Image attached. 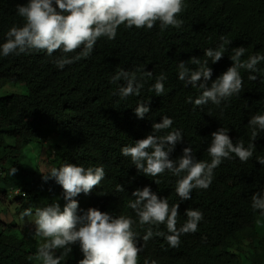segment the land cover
<instances>
[{
  "label": "clouds",
  "instance_id": "obj_1",
  "mask_svg": "<svg viewBox=\"0 0 264 264\" xmlns=\"http://www.w3.org/2000/svg\"><path fill=\"white\" fill-rule=\"evenodd\" d=\"M186 8L187 0H25L15 8L21 22L13 23L0 42V58L44 53L52 58L58 71H63L88 59L99 40L114 41L121 27L129 31H151L158 27L161 34L169 28L182 29L185 24L182 14ZM231 44L232 40L222 35L215 47L203 50V56H192L176 65L177 79L185 88L191 85L197 90V95L185 98L193 111L211 104L220 110L222 117L232 99L239 98L244 91L242 72L248 74L249 81L264 82V68L259 67L264 64V50L249 53L245 46L232 47L228 55L231 66L212 79L210 65L219 62ZM110 81L117 85L112 95L121 101L140 97L149 81H154L147 88L149 93L163 97L169 92L168 75L161 72L154 76L153 71L145 70L144 66L134 70L120 67ZM151 98L137 100L134 114L138 119H144L150 112ZM175 123L174 116H160V121H153L151 131L144 138L123 145L120 154L130 159L139 175L152 177L156 185L166 175L174 177L178 203H170L167 196L145 185L131 192L126 207L132 214L101 211L94 202L106 199L102 191L109 181L107 167L99 163L91 166L74 163L65 153L70 146L67 139L60 131L53 130L40 142L26 141L17 156L6 149L4 155L0 152L6 162L0 167V182H12L7 197L0 199V228L13 227L11 233L18 237L26 229L32 231L35 240L41 241L34 254L35 264H67L75 244L83 255L78 264H140V254L155 238H161L169 249H178L182 237L197 233L205 220L201 209L187 208L185 221L179 223L180 203L192 200L195 190H208L216 170L225 161L238 159L247 163L253 159L257 151L255 141L264 133V110L250 116L247 142L233 140L230 127L224 125L212 131L206 149L210 159H198L189 142L180 156L172 158L176 146L185 140L183 128L174 127ZM7 142L13 144L9 138ZM29 144H33L37 153H47L48 159L55 156L52 164L23 162L22 153ZM18 161L21 169L15 166ZM255 161L264 166V156H255ZM115 190L125 192V187L118 183ZM5 203L15 205L20 222L27 218L32 225L4 221L1 214L6 211L2 208ZM250 207L262 221H259L253 243L248 240L251 226L239 232L242 239L238 243L248 245L251 253L246 259L240 255L243 264L245 260L251 264L255 247L262 250L264 189L251 195ZM143 264L160 262L145 258Z\"/></svg>",
  "mask_w": 264,
  "mask_h": 264
},
{
  "label": "trees",
  "instance_id": "obj_2",
  "mask_svg": "<svg viewBox=\"0 0 264 264\" xmlns=\"http://www.w3.org/2000/svg\"><path fill=\"white\" fill-rule=\"evenodd\" d=\"M24 2L0 0V42L13 23L21 22L15 8ZM182 18L185 21L182 29L169 28L162 34L158 27L151 31L121 27L114 41L99 40L88 59L63 71H58L52 58L44 53L0 58V89L19 83L27 87L26 93L0 98V152L3 154L6 149L17 156L26 141L40 142L53 130L60 131L70 144L66 156L74 163L85 166L99 163L107 167L109 181L102 191L106 199L94 202L101 211L132 214L126 207L131 192L145 185L167 196L170 203H178L174 177L166 175L156 185L152 177L137 173L130 159L120 154V148L144 138L153 121L159 122L160 116L167 114L175 117L174 127H182L185 136L172 158L180 156L189 142L198 159H210L206 149L212 131L224 125L230 127L233 140L247 142L250 116L264 110V82L249 81L245 72H242L244 91L239 98L232 99L222 117L220 110L211 104L193 111L185 98L197 95V90L191 85L185 88L176 76L179 61L203 56V50L215 47L222 35L231 39L232 44L219 62L210 65L213 80L231 66L228 55L232 47L245 46L249 53L264 50V0H187ZM137 66L153 71L154 76L166 73L168 94L157 97L149 93L147 88L154 82L149 81L140 97L121 101L113 96L117 85L111 83L110 77L120 67L134 70ZM259 67L264 68V64ZM149 96H152L150 112L144 119H138L134 114L136 102ZM8 138L13 144L7 142ZM255 145V156H264V133ZM255 156L247 163L238 159L225 161L216 170L208 190H195L192 200L181 202L179 223L185 221L187 208L204 212L205 220L198 232L182 237L178 249H169L161 238L150 240L140 254V264L145 258L158 259L160 264H243L240 255L233 252L241 243L239 232L251 226L248 240L253 243L262 221L250 207L251 195L264 189V166L255 161ZM4 164L3 156L0 167ZM15 166L21 169L19 161ZM118 183L125 187V192L115 190ZM10 185L12 182H0V199L7 197ZM12 228L7 225L0 228V264H35L34 254L41 241L35 240L28 229L18 237L11 233ZM261 245L262 250L254 248L251 264H264V242ZM71 253L67 264H78L83 258L78 244L73 245Z\"/></svg>",
  "mask_w": 264,
  "mask_h": 264
},
{
  "label": "rangeland",
  "instance_id": "obj_3",
  "mask_svg": "<svg viewBox=\"0 0 264 264\" xmlns=\"http://www.w3.org/2000/svg\"><path fill=\"white\" fill-rule=\"evenodd\" d=\"M27 92V87L25 84H8L4 86L3 88L0 89V97H4L7 95H11L14 93H26ZM38 151L33 147V144H29L28 146L25 147L24 153L22 156V161L26 163H51L56 157H50L48 159V154L47 153H37ZM55 162V161H54ZM52 164V163H51ZM41 168V167H40ZM45 204V201H43L42 206ZM2 208L6 209V211H2L1 218L4 221L11 222L15 221L17 223H25L31 226L32 224L28 222L27 218H25L24 222H20L18 220V210L15 209V205L12 203H5ZM22 226V225H21ZM233 252L238 253L241 255L244 259L249 257L251 255L250 253V248L248 245L245 244H240L236 246L233 249ZM70 256V255H69ZM245 264H248V261L245 260Z\"/></svg>",
  "mask_w": 264,
  "mask_h": 264
}]
</instances>
